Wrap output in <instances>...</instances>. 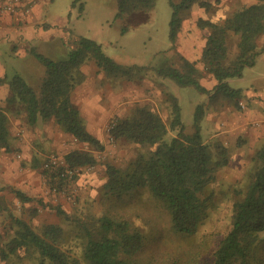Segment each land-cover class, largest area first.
Masks as SVG:
<instances>
[{
    "label": "trees",
    "instance_id": "obj_1",
    "mask_svg": "<svg viewBox=\"0 0 264 264\" xmlns=\"http://www.w3.org/2000/svg\"><path fill=\"white\" fill-rule=\"evenodd\" d=\"M77 1L74 0L72 5ZM156 2L117 0L116 15L123 18L127 14L148 11ZM196 2L208 10L221 0H170L169 36L173 45L182 31L183 19ZM83 6L81 2L80 8ZM198 24L201 29H207L200 60L215 80L212 90L238 101L242 91L231 87L228 79L242 76L246 67L255 64L257 37L264 31V0H256L236 10L223 21L200 17ZM230 31L239 36L233 57H230L228 42ZM31 51L45 65L46 75L37 88L19 74L7 80L0 79V84L8 82L11 88L6 103L20 104L30 124H35L39 118H54L63 131L72 134L80 143L88 144V149L76 148L64 155L68 166L81 169L94 165L97 158L91 149L101 151L105 145L88 130L79 109L72 102L71 93L83 80L81 65L87 60L94 58L109 77L123 75L122 66L103 52L99 42L87 37L81 38L64 59L54 60L35 49ZM181 58L180 69L168 66L159 68L157 73L181 86L208 91L200 80L196 62L184 56ZM169 100L172 103L170 126L177 130L170 140L165 138L168 125L148 105H137L130 115L117 118L110 135L115 139L125 138L147 152L139 153L125 168L108 165L105 187L117 195L138 187L149 188L168 210L174 228L189 235L203 223L209 206L208 196L202 195L216 170L229 164L231 153L221 141L213 144L204 141L202 104L195 111L194 130L187 132L177 97L170 94ZM10 136L9 116L0 104V152L11 150ZM215 152L218 158L214 157ZM252 160L255 167L249 173L246 193L234 200L230 227L218 240L213 259L208 264H264V235L261 234L264 232V144L256 150ZM46 176L51 186H61L64 181L57 173ZM18 194L27 199L21 192ZM58 211L65 214L61 209ZM16 226L14 235L0 248V257L6 264H9L11 255L27 257L32 264H138L134 255L144 243L142 230L130 220L104 214L96 218L94 227L88 228L79 259L66 247V233L61 225L45 224L38 231L18 218Z\"/></svg>",
    "mask_w": 264,
    "mask_h": 264
},
{
    "label": "rangeland",
    "instance_id": "obj_2",
    "mask_svg": "<svg viewBox=\"0 0 264 264\" xmlns=\"http://www.w3.org/2000/svg\"><path fill=\"white\" fill-rule=\"evenodd\" d=\"M73 1L54 0L51 3V7H56L55 15L67 17L64 32L57 34L56 39L63 42L68 40V51L57 47L60 42L54 48L52 42L45 40L37 42L36 51L59 60L68 57L74 44H77L81 38L96 40L102 45L103 52L123 68V75L110 78L111 81H117L116 85L123 89V100L126 103L123 107L133 103L134 106L148 105L153 108L168 125L169 132L165 138L170 140L177 134V130L171 129L170 126L172 103L169 95L174 94L178 99L182 121L187 132L194 130L195 111L197 106L202 104L204 108V118L201 122L203 139L211 144L217 142L220 134L212 136L210 129L217 131L223 117L216 119L209 117L210 97L214 96L211 105L220 101L221 98H228L233 101L235 107L240 108L244 106L245 101L241 103L242 98L234 101L219 92L211 96V79L207 77L208 73L204 68L199 69V77L202 84L208 87L206 92L198 90L195 86H181L171 78L159 75L156 70L168 66L180 69L183 63L181 57L184 53L188 55L190 50L196 54V57L200 56L207 29L200 28L198 20H195L197 15L202 14L200 17L212 21H223L236 10L246 6L250 0H221L219 4L213 5L208 10L196 2L183 19L182 31L175 45L169 36V22L172 15L170 0H157L152 9L127 14L123 18H118L116 15L117 0H78L77 4L72 6ZM81 2L84 4L83 9L80 8ZM238 41L239 36L230 31L228 35L230 57L236 54ZM91 59L95 61L94 58ZM196 63L203 65L200 58L196 60ZM13 70H17L14 73L21 74L35 88L46 75L45 65L32 51L26 56L19 57L18 68ZM261 72L262 67L259 64L255 67H246L242 76L229 78L228 82L231 87L241 89L242 96L245 97L248 88L256 87L259 92L264 91V79L261 77ZM134 86H138L139 90H134ZM126 91L132 92L125 94ZM119 117L113 115L107 124ZM107 124L104 150L91 149L97 162L94 165L82 167L79 174L94 169L97 164H101L105 169L104 174H107L108 165L125 168L139 153L147 152L145 148L130 143L125 138L111 140ZM227 139L228 143H223L230 150V162L216 170L202 195L208 196L209 208L203 223L195 233L187 235L178 232L173 226L168 210L149 188L138 187L121 195L113 194L105 187L106 177L105 182L91 185L83 193H78L73 187V190L69 192L71 197L67 196L68 201L73 203L72 210L63 216L53 217L55 224L61 225L65 230L66 247L74 256L81 259L82 242L87 238L88 228H92L97 217L107 214L115 218L128 219L142 230L144 243L134 255L138 264H208L211 262L218 240L230 227L233 202L245 195L249 173L255 167L252 157L246 156V152H243L246 151L245 138L238 133H232V136ZM81 148L88 149L89 146L83 143ZM54 154L63 158L65 155L63 151L54 152ZM46 157L47 155L43 156L42 165ZM214 157L218 158L216 152ZM50 194L52 193L48 191V196ZM15 205L14 214L10 211L5 212L4 218L3 209L0 206V248L16 230L14 228L16 225L13 223L14 216L25 218L38 231L47 224L38 217L37 213L29 211L22 200L15 202ZM261 234L264 235V232ZM8 263L32 264L27 257L21 258L17 255H11ZM0 264H6L1 257Z\"/></svg>",
    "mask_w": 264,
    "mask_h": 264
},
{
    "label": "crops",
    "instance_id": "obj_3",
    "mask_svg": "<svg viewBox=\"0 0 264 264\" xmlns=\"http://www.w3.org/2000/svg\"><path fill=\"white\" fill-rule=\"evenodd\" d=\"M53 1L35 0L33 8L28 12L23 9H19L16 13L0 12V79L7 80L19 74L14 73L17 70H13L18 68V58L30 54L32 49H37L36 44L41 40L52 42L54 48L60 42L57 47L68 51V40L63 42L56 39L57 34L64 32L67 17L55 15L56 7H51ZM255 1L250 0L247 5ZM201 15H197L195 20ZM60 36L62 37V34ZM257 50L255 64L248 67L259 64L262 67L261 77L264 79V31L257 37ZM183 55L194 62L201 56L200 54L196 57L191 50L188 55L186 53ZM195 65L198 69H203V65L199 63ZM81 71L83 80L73 89L71 99L79 109L88 130L104 143L107 136L105 126L111 117L113 115H118L119 118L126 117L137 105L134 106L132 103L128 107L126 105L123 107V104H126L123 100V89L116 85L117 81L110 80L114 77H108L96 60H87L81 65ZM207 73L213 88L215 80L211 73ZM137 87L134 86V90L138 91ZM211 91L212 95H210L213 96L215 91L212 89ZM131 92L126 91L125 94ZM10 94L11 88L8 82L0 84V104L7 110L11 134V150L0 152V206L3 209V218L5 212L10 211L14 214L15 202L22 199L27 209L37 213L42 221L55 224L53 217L70 213L73 203L69 202L64 194L49 188V180H46L48 171L42 167L43 156L47 155L48 158L54 152L60 151L66 154L75 148H81L83 143L76 141L72 134L63 131L54 118H39L35 124H30L20 104L6 103V98ZM213 98L214 96L210 97L208 103L209 117L223 118L220 124L218 123L217 131L210 129L212 136L220 134L216 141L228 143L227 138H230L232 133L242 135L246 140V151L243 152H246V156L252 157L264 144V91L259 92L256 87L248 88L246 96H241V103H244L243 100L245 103L240 108L235 107L233 101L228 98H221L211 105ZM257 121L263 124L256 126ZM17 152L21 154L20 157L16 155ZM103 169L101 164H97L94 169L80 173L69 191L74 187L78 193H83L91 185L105 182L107 174H104L105 169ZM48 191L52 193L49 196ZM19 192L27 199L21 198ZM58 209L65 214H61ZM18 218L27 221L16 215L13 217L15 225ZM14 228L16 229V226Z\"/></svg>",
    "mask_w": 264,
    "mask_h": 264
},
{
    "label": "built area",
    "instance_id": "obj_4",
    "mask_svg": "<svg viewBox=\"0 0 264 264\" xmlns=\"http://www.w3.org/2000/svg\"><path fill=\"white\" fill-rule=\"evenodd\" d=\"M35 3V0H0V12L2 13H16L19 9H23L24 11L28 12L31 11ZM117 119L111 120L107 124V129L110 133L111 129L116 124ZM263 123L260 121L255 122V125H262ZM111 140H115V138L110 135ZM18 157L21 156L19 152L16 153ZM43 168L48 171V173H57L61 177L64 178L63 183L61 186L55 184V186H51V183L48 181V186L51 190L55 192H59L64 194L66 197H71L70 195V187L75 182L77 175L80 172V168L70 167L66 164L65 159L60 157L57 154H51L46 161H44Z\"/></svg>",
    "mask_w": 264,
    "mask_h": 264
}]
</instances>
